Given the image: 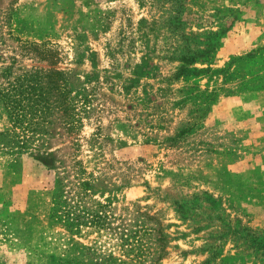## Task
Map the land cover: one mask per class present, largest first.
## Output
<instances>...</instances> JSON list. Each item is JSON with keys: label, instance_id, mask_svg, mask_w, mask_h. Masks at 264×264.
<instances>
[{"label": "rangeland", "instance_id": "1", "mask_svg": "<svg viewBox=\"0 0 264 264\" xmlns=\"http://www.w3.org/2000/svg\"><path fill=\"white\" fill-rule=\"evenodd\" d=\"M201 48L204 64L177 77ZM26 70L31 96L55 103L16 123L0 101V264H132L50 218L54 168L72 158L93 199L158 214L167 254L143 264H264L231 243L202 252L210 229L193 233L171 206L207 193L264 235V0H0V87Z\"/></svg>", "mask_w": 264, "mask_h": 264}, {"label": "trees", "instance_id": "2", "mask_svg": "<svg viewBox=\"0 0 264 264\" xmlns=\"http://www.w3.org/2000/svg\"><path fill=\"white\" fill-rule=\"evenodd\" d=\"M210 35L215 34L210 33ZM29 50H32V47H28L27 52ZM47 51L48 58L57 59L58 54L54 48ZM203 53L204 50L201 48L196 55L191 54V56H184L180 60L177 59L176 61L182 65L178 67L176 76L182 77L188 70L187 65L189 64L198 61L204 64L205 60L201 58ZM29 76L28 70L23 71V74L16 79L17 81L7 82V88L0 87V101L5 102L10 111V117L16 123L24 122L22 120L27 118L23 111L30 106V103L35 104L36 112L55 103V98L50 97L49 100L43 101L40 94L31 96L30 91L36 90L37 83L32 84V79ZM29 82H31V86ZM63 106L65 112L71 109L69 103L64 102ZM19 111L22 112L18 113ZM39 113L37 115H41L42 112ZM25 123L35 125L32 116ZM27 130L29 129L23 128V132H28ZM24 134L22 133L21 136ZM71 161L73 162H69V164L59 162L58 167L54 168L59 176L55 181L50 218L62 220L72 235L81 236L84 233L85 236L94 234L96 238L108 237L110 241H114L119 254L132 264H143L148 258H151L154 263L162 260L163 256L167 254L166 249L170 240L165 231L166 227L163 226L158 214H152L151 210L141 208L139 203L132 204L131 206H134L132 209H118L109 200L100 202L93 199L89 181L85 177V170L75 158H72ZM48 167L50 168V166ZM220 204L219 199L207 193H202L200 196L195 195L191 199L171 201L178 220L183 224L188 222L193 233L199 234L210 229L205 240L209 239L208 236L215 237L211 242L203 244L202 252L209 249L208 251H216L214 254L219 255L222 246L217 242H221L222 244L231 243L237 254L247 252V250L264 253V235L251 229L241 219L232 218L231 214L227 213V210ZM80 247L93 259H101V262L121 260L111 254L98 257L95 253L96 246L80 245Z\"/></svg>", "mask_w": 264, "mask_h": 264}, {"label": "crops", "instance_id": "3", "mask_svg": "<svg viewBox=\"0 0 264 264\" xmlns=\"http://www.w3.org/2000/svg\"><path fill=\"white\" fill-rule=\"evenodd\" d=\"M253 97H255V99H253V100H255V102L260 101L261 98H264V91H256V92H254V96ZM259 105L262 108H264V103L261 102V104H259ZM257 123H258V125H260V127H264V121L263 120L262 121L259 120Z\"/></svg>", "mask_w": 264, "mask_h": 264}]
</instances>
